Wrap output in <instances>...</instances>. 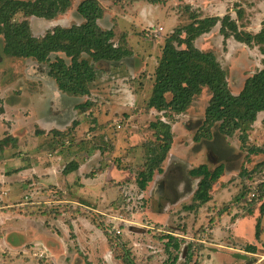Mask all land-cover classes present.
Returning <instances> with one entry per match:
<instances>
[{
	"label": "rangeland",
	"instance_id": "rangeland-1",
	"mask_svg": "<svg viewBox=\"0 0 264 264\" xmlns=\"http://www.w3.org/2000/svg\"><path fill=\"white\" fill-rule=\"evenodd\" d=\"M81 1L70 0L66 11L51 20L28 11L14 19L28 24L39 38L56 26L83 23L76 10ZM98 2L103 8L100 28L112 30L114 44L126 46L131 54L117 63H96L98 77L88 97L57 91L48 63L7 56L0 35V264H122L115 257L121 245L132 251L138 264H161L167 256L155 237L171 232L189 242L202 226L204 249L193 261L264 264V192L260 198L256 191L245 201L235 199L264 182V168L245 179L239 176L264 161V113L257 115L245 142L240 131L221 136L214 133L216 127L212 138L196 142L211 96L207 88L179 114L146 108L165 39L190 21L186 6L199 11L201 18L228 13L239 29L255 33L264 24V0ZM219 26L194 43L215 55L231 92L237 93L247 77L264 68L263 55L255 44L225 40ZM56 56L69 61L61 52L52 53L50 61ZM87 100L92 105L82 111L78 104ZM159 118L170 124L173 142L163 173L140 190L135 179L143 169L144 146L154 140L149 123ZM39 131L49 134L37 137ZM250 146L263 153L248 154ZM71 159L83 163L82 170L65 175ZM203 163L211 168L223 164L224 173L213 185L210 201L188 209L198 182L188 171ZM252 199L254 204L249 203ZM223 207L230 212L209 225ZM64 208L78 209L80 215L62 213ZM249 245L254 252L246 251ZM176 264H183V258Z\"/></svg>",
	"mask_w": 264,
	"mask_h": 264
},
{
	"label": "trees",
	"instance_id": "trees-1",
	"mask_svg": "<svg viewBox=\"0 0 264 264\" xmlns=\"http://www.w3.org/2000/svg\"><path fill=\"white\" fill-rule=\"evenodd\" d=\"M69 6L70 0H0V35L4 39L3 52L14 58L48 63V74L59 91L76 98L88 97L91 86L98 77L95 64L104 61L117 63L131 54V50L126 46L123 48L114 44L112 30L100 28L98 21L103 15V8L98 0H82L77 5L76 10L83 18V23L68 28L56 26L39 38L32 35L28 24L18 23L14 19L19 12L28 11L30 15L51 20L65 12ZM185 9L189 12L190 21L165 39L154 71V81L146 101V108L158 112L169 110L179 114L188 109L203 88H207L211 96L205 108L203 122L193 138L194 141L212 138L213 128L216 127L214 133L221 136H232L236 131H240V139L245 142L248 138L247 132L256 121L257 115L264 113V68L247 77L240 91L232 93L226 71L215 55L199 50L194 42L219 23V32L225 40L232 37L247 45H257L263 55L264 65V24L259 31L252 33L239 29L237 21L228 13L223 16L201 18L198 15L199 11L191 10L190 6H186ZM241 14V10H237L238 19ZM181 32L185 33L184 37L181 36ZM182 45L185 47L180 48ZM59 52L69 61L58 56L50 61V55ZM90 102L87 100L80 103L78 108L86 111ZM261 122L264 124V115ZM149 128L153 131L154 140L144 146L146 154L143 169L137 173L135 179L140 190H145L155 174L163 173L162 164L167 159L173 142L169 123L159 118L151 121ZM47 134L49 133L39 131L36 135L42 137ZM94 151L96 153L97 149ZM247 153L257 155L263 153V150L258 146H250ZM72 159L70 165L63 170V174L77 170L79 164ZM261 168H264V161L257 163L250 171L241 170L239 176L242 179L248 178L255 169ZM223 173V164L211 168L203 163L188 171L192 178L198 180L192 196L194 203L188 205V209H197L210 201V191ZM256 191L259 192L257 197L260 198L264 192V182L258 184L254 192L249 188L236 195L235 199L245 201L248 198L247 194H255ZM249 203L254 204L255 199L250 200ZM228 212H230L229 207L220 208L216 217H210L209 225L214 221L218 222V218ZM251 212L252 210L248 208V213ZM62 213L80 215L78 209L64 208ZM68 226L70 236L74 239L73 224L68 222ZM256 229L257 237L258 223ZM203 230L202 226L194 232L193 240L189 242L171 232L155 237L162 243L163 252L167 256L161 264H176L179 258H183V264H199L198 260L193 261V259L204 249L199 239V232ZM104 235L111 244V236L106 231ZM117 249L120 253L115 254V257L122 264H138L137 258L129 248L121 245ZM246 249L254 252L255 247L249 245Z\"/></svg>",
	"mask_w": 264,
	"mask_h": 264
},
{
	"label": "crops",
	"instance_id": "crops-1",
	"mask_svg": "<svg viewBox=\"0 0 264 264\" xmlns=\"http://www.w3.org/2000/svg\"><path fill=\"white\" fill-rule=\"evenodd\" d=\"M250 32H251V31H250ZM53 82H54V80H53ZM54 83H55V82H54ZM55 87H56L55 89H56L57 91H59L58 88H57V86H55ZM64 94H65V93H64ZM43 122H46V121H43ZM88 156H89V157H87L86 162H84L85 164L87 163L86 166H85V168H86L87 165H88V161H89L91 155H88ZM78 164H79V165H78L77 170L80 169V168L83 166V165H82L83 163L78 162ZM77 170H76V171H77ZM81 170H82V168H81ZM73 172H75V171H73Z\"/></svg>",
	"mask_w": 264,
	"mask_h": 264
}]
</instances>
